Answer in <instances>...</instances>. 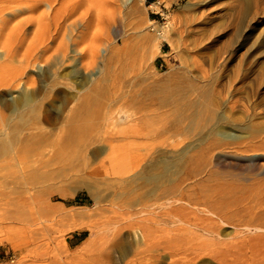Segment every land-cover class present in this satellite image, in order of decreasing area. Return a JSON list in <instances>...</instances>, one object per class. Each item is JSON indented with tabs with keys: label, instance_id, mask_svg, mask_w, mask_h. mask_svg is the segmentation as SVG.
<instances>
[{
	"label": "rangeland",
	"instance_id": "obj_1",
	"mask_svg": "<svg viewBox=\"0 0 264 264\" xmlns=\"http://www.w3.org/2000/svg\"><path fill=\"white\" fill-rule=\"evenodd\" d=\"M92 1L96 5L91 13L92 28L87 40L89 45L91 43L90 47L96 48L93 49L92 60H89L90 65L85 69L81 67L78 61L72 60L69 57L70 55L63 62L57 59L49 64L50 66L55 65L56 70L63 77L60 81L62 85L56 87L57 93H48L41 98L40 92H32L31 96L35 98L33 100L40 101L39 121L47 130L51 129L53 132H58L63 127L61 124L63 125L62 118L64 119L63 115H65L63 114L65 112L64 100L71 101L76 91L82 86L81 84L86 81L88 76L91 78V75H93L92 78L97 76L101 78L102 76L104 77L102 79L105 80L103 85L105 96L103 94H101L102 97L98 95L99 100L111 96L113 99L118 97L124 102L137 103L139 106L144 107L140 114L151 119L155 126L153 129L160 132L162 128L174 125L175 123H172L178 121V117L181 118L185 113L191 114L184 110L188 111L186 109L188 98L194 99V95L191 96L189 91L198 84L199 73L202 71L200 69L211 72H208V74L212 78H217L221 72L225 71V80L228 83L226 94L232 90L230 77L236 69L251 67L254 73L264 70V0H258V4L254 3V6L253 0V2L247 0L250 3V8L248 3L246 4V0H133L135 4L131 3V0H104L106 16L104 34L99 32V19L96 17L100 0ZM98 1L99 7H97ZM82 2L83 0H55L51 9H48L46 4L43 3L42 7L33 13L26 10L22 12L14 21V24L19 21L32 20L40 25L43 28L42 30H44V27L47 29L48 26L47 30L50 31L52 27L54 29L57 23L62 22L65 17L64 14L69 12V9L81 5ZM130 3L132 6H130ZM70 4L72 7L69 6ZM158 29H160L162 37L158 36ZM45 30L43 34H45ZM46 35H43V37L46 38ZM43 37L41 36V41L44 40ZM237 37L239 38L238 43L235 41ZM38 43L39 41L36 44ZM154 43L158 44V48L152 51L150 46ZM103 49L106 50L105 53ZM0 53V56H2V52ZM13 55L15 54L10 55V57H13ZM15 56L18 57V54ZM15 56L13 57L14 60L9 57L7 59V56L0 57V83H7L8 79H11L15 74L16 67L19 70L20 66L18 65L20 64L15 60ZM217 58L220 60L218 61ZM43 69H46L45 65L37 63L33 68L27 69L26 72L29 75H27V78H33L40 85L46 77ZM256 86H258L257 89H260L264 99V78L260 77ZM23 89L22 83L17 87H0V109L5 114L8 115L13 107L12 105L19 101ZM185 116H188V114L183 117L185 118ZM214 121L216 122V120L210 121L212 127H209L208 124L205 129L201 128L203 125L202 120L199 121L202 123L201 125L198 124V120L195 121L196 125L200 127L197 126V128L195 123L192 124L193 126L189 125L187 127L188 129L191 126L195 127L197 132L194 131L195 128H191L192 131H189V133H193L183 137L177 138L174 136L175 138L171 137L172 140L168 137L169 135L166 136L170 133H166L163 137L153 140L151 143L154 145L153 147L157 146L155 147L158 151L157 155L160 157L165 155L164 157L168 159V162L156 171L157 174L155 172L154 174L158 179L163 176V172L166 176L171 175L170 177L177 178L181 174L180 171H182L181 169H183L186 161L192 156H196L199 150H203L200 140L209 133L208 143L211 141V143H214L213 145L216 144L215 146L218 149L215 147L211 154L206 153L205 156L204 151H200L199 154H201L196 156L199 160L198 167L202 170L200 175L202 181L198 179L201 186L203 185L202 187L208 188L212 192L210 194L222 199L220 200L224 207L222 211L227 208L228 211L225 212H228L229 216L233 209L235 211L236 204L239 207L245 204V202L240 201L242 200L240 198L243 192L245 198L247 191H238L236 187L243 185L247 188L246 185L249 183H244L242 179L257 173L260 163H263L264 160H254V162L250 158H241L236 155L235 149L238 148L235 145L249 138L250 133L248 130L235 129L232 126L218 122L216 124ZM187 123V121L183 122L184 126L188 125ZM151 143L139 141L136 143V148L141 147L140 149H143ZM103 148V146L96 145L90 148L92 152H86L77 146L71 145L67 148L68 150L63 148V151H60L61 153L56 154L57 156L55 155L51 160L52 162L47 163L49 165L46 164L44 182H42L36 197L29 199L32 208L29 211L31 219L21 224H15L13 231L9 233L6 228L0 229V264H116V262L131 264L133 256L128 255L124 243L116 244L117 246L111 252L109 260L97 259L100 248L108 243L109 233L99 224L102 220L101 209L104 207L102 201L104 196L103 186L93 175L92 177L89 174V170L98 167V160L95 161L91 157L94 151L101 153L100 158L108 157L107 151ZM50 165L53 166L48 169ZM200 165L203 167L201 168ZM207 176L208 179L205 178ZM259 179L264 180V175H261ZM196 187L198 188V186ZM219 188L220 192L218 191ZM224 189L227 191H224ZM221 190L227 196L234 195L236 191L235 198L238 195L237 199L240 202L237 199L235 200V195L229 197L230 199L225 195L222 196L224 193ZM223 198H226L225 201ZM232 198L238 203L233 201ZM240 203H242L241 206ZM202 216L205 217L204 214ZM97 218H99V221ZM36 219L39 225H35ZM116 219H119L121 224H127L125 216ZM94 223L96 226L94 228L95 236H91L90 230L86 227H94ZM218 225L221 238L229 241L234 236V228L220 223ZM165 226L159 225L157 227L154 239L156 242L154 243L157 244L155 246L159 244L165 250L161 246L154 247L158 248V250H154L160 264H168V260L169 262L171 260L169 255L171 253L173 254V261L175 259L182 261L183 258H192L194 260L193 264H218L216 258H211L214 256L213 251L224 250L229 251L228 254L231 253L229 256L227 254L228 258H225L228 262L234 260L232 261L234 264L236 262H242L238 264H254V262L264 264V245H242L243 247L240 245H238L240 247L237 245H216V241L199 238L197 233H185L186 235H178L175 239L174 237L177 235L174 231L175 226ZM135 230L136 227H133L127 228L123 232L125 233L126 242L130 246L132 245L133 249L136 247V240L133 238ZM158 230H163V233ZM195 234L197 236H194ZM24 237H27L28 240L35 239V243L11 245L6 241V238L22 239ZM71 237L73 239L70 240ZM239 237L241 238V235ZM169 239H172V244L168 241ZM90 245L91 247H89ZM230 247H234V251ZM160 248L163 250V255L160 253L162 251ZM180 249H183L185 254ZM194 251H198L197 253L200 254ZM261 256H263V260Z\"/></svg>",
	"mask_w": 264,
	"mask_h": 264
},
{
	"label": "bare ground",
	"instance_id": "obj_2",
	"mask_svg": "<svg viewBox=\"0 0 264 264\" xmlns=\"http://www.w3.org/2000/svg\"><path fill=\"white\" fill-rule=\"evenodd\" d=\"M54 1L0 0V52H2V56H7V59L13 58L18 54V57L15 56V60L20 64L18 65L20 66L19 70L16 67V72L13 77L11 76L12 78H9L10 80L8 79V82L6 80L7 83H0V87H17L21 83L24 87L23 92L19 96V101L15 105H12L13 107L10 109L11 111L8 115L0 109V229L6 228L9 233L13 231L15 224H21L31 219L29 211L32 208L29 199L36 197V194L40 190L39 188L42 186V182H44V168H46V164L51 163V160L63 148L68 150V147L74 145L86 152H92L90 148L100 145L107 151L108 157L100 158L101 153L94 151L91 157L95 161L98 160V167L90 169L89 174L91 176L93 175L103 186L104 196L102 201L104 207H102L103 209L100 208L102 211H100L102 220H100L101 223L99 222V224L109 233V240L107 245L98 251V260H109L111 252L118 245L117 243H124L128 255L133 256L131 264H160L154 250H158V248L154 247L161 246L159 244L155 246L157 244L154 241L155 233L159 225H162V227L163 225L175 226L174 231L177 234H173L175 235V237L173 236L175 239H177L176 237L178 235L183 236L185 233H197L199 238L201 237L204 240H211L213 242L216 241V245H264V180L259 179L261 175H264V162L260 163L261 167L259 166L257 173L242 179L244 183H249L246 185L247 188L243 185L236 187L238 191H247V196L245 195L244 198L243 195L245 193L243 192L240 198L242 199L240 201L245 202V204L242 205L240 203L239 205H242L241 207L236 204L235 211L233 209L231 215L228 216V212H225L226 210L228 211L227 208H225V211H222L224 208L220 201L222 199H218L214 194H210L211 191L208 188L202 187L203 185L201 186L199 182L201 180L200 175L202 170L198 167L199 160H197L196 156L200 151H204V156L206 153L211 154L216 147V144L213 145L214 143H211V141L208 143L207 139L210 136L208 132L200 140L201 146L203 145V150H199L197 155L195 152L196 156H192L186 161L183 169H181L182 171H180L181 174L175 179L170 177V174H168L170 176L164 175V172L163 176L159 175L161 177L160 179L156 177V171L161 169L162 165L168 162V159L164 157L165 155L163 157L158 156V151L155 149L157 146L153 147L154 145L151 143L153 140L163 137L166 133H170L166 134V136L169 135L168 137L170 139L174 136L178 138L189 135L191 133L189 131H192L190 129L195 128L192 127L194 123L196 127L203 123L201 127L203 129L208 124L209 127H212L210 123L212 120H216L220 124H226L235 129H246L250 133L246 141H239L240 144L235 145L238 148L235 149L238 157H247L251 161L264 160V99L262 98L260 89H257L258 86H256L257 80L260 77L264 78V70L254 73L251 67L247 69H236L232 72V76H229L232 90L230 89L231 91L226 94L228 83L225 80V71L221 72L217 78H212L208 74L209 71L200 69L202 71H199L200 77L197 82L198 84L196 83L197 85L189 91L191 96L194 95V99L188 98L186 107L188 111L184 110L191 114L185 113L188 114L185 118L183 117L185 114L181 118L178 117L179 120L172 123H175L174 125L164 128L161 127L160 132L157 129H153L155 126L151 119L140 114L144 110V107L139 106L137 103L124 102L120 98L118 99V97L113 99L111 96L99 100L98 95L101 96L103 94L105 96L103 93L105 80L102 79L104 78L102 76L99 78L96 75V78H92L93 75H91V78L88 76L86 81L81 84L82 86L79 87L80 89L76 91L73 98H70L71 101H63L65 111L63 112L65 114L63 115L64 119L62 118L63 125L61 124L63 127L60 128L61 130H57L58 132L54 131L56 132L54 133L53 130H47L41 125L39 121L41 110L40 101L33 100L35 98H32V92H40L39 95L41 94V98L42 96L45 97L48 93L56 94V87L60 84L62 85L60 81L63 77L58 73L55 65L50 66L49 64L55 62L57 59L63 62L70 55L69 57L72 60L78 61L81 67L86 69L93 58V49L96 48L90 47L91 43L89 45L87 40L92 28L91 13L96 5H94L92 0H83L81 5L79 4L77 7L69 9V12L64 14L65 17L62 22L57 23L54 29L52 27L48 31V26L47 29L44 27V30L46 29L45 34H43V28L32 20L19 21L14 24V21L25 10L33 13L42 7L43 3L46 4L48 9H51ZM253 1L250 0L254 6V3L256 4L258 0ZM132 2L133 0H131ZM245 2L246 4L248 3L250 8V3L247 0ZM131 3L130 6H132ZM133 4L135 3L133 2ZM97 7H99V1ZM247 9L246 11H248ZM96 17L99 19V32L104 34L106 22L104 0H100V7ZM158 30V36L162 37L160 29ZM43 35H46V38ZM41 36L44 39L42 41ZM238 39L237 37L235 40L237 43ZM37 41H39L38 44H36ZM150 47L153 51L158 48V44L154 43ZM103 51L104 53L106 52L105 49ZM20 52L21 54H19ZM12 54L15 55L10 57ZM11 60H14V58ZM37 63L39 65L43 64L46 67V69H43L46 77L44 81H41L40 85L33 78H27L28 74L26 72L27 69L30 67L33 68ZM72 88L71 90H73ZM197 120L198 122L202 120V123L197 122L199 125H196L195 121ZM186 121L188 125L184 126L183 122ZM189 125L192 126L188 129L187 126ZM194 131H196V128ZM139 141L151 144L146 145L143 149H140L141 147L136 148V143ZM52 166L50 165L48 169ZM47 174L48 172L46 176ZM205 178L208 179V176ZM218 191L220 192V188ZM224 191L227 190L224 189ZM224 191L221 190L224 193L222 196L226 194ZM234 195L231 196L235 198L236 191ZM231 196L227 197L229 198ZM235 200L233 199V201ZM237 200L239 201V199ZM235 202L238 203L237 201ZM198 214H204L205 217H201ZM119 215L122 218L123 216L126 217L127 224H121L119 219H116L120 217ZM99 218H97L98 221ZM37 221L36 219L35 225H39ZM219 223L234 228V236L229 241L221 238L218 229ZM93 225L94 227H86L90 230L91 236L95 234V223ZM133 227H136L133 236L134 240H136V247L134 249L132 245L130 246L126 242L125 233H123L125 229ZM170 229L172 228L170 227ZM170 229L169 231H171ZM240 235L241 238L239 237ZM194 236L197 235L195 234ZM172 239L168 240L171 244L173 242ZM6 241L11 245L35 243V239L28 240L27 237L22 239L6 238ZM165 241L167 242V240ZM170 246L168 247L170 248ZM83 247L85 246L83 245ZM234 247L230 248L233 249ZM162 249L160 248V250ZM163 250L159 252L162 253ZM180 250L183 251V249ZM205 250L203 251L204 253ZM244 250L246 251V249ZM183 252L185 254V251ZM213 252L214 256L211 258H216L218 264H234L232 262L234 260L228 262L225 259L231 254H228L229 251ZM184 254L182 253L183 256ZM169 255L171 256L170 262L165 257L168 260V264H193L194 261L192 258H183L182 261L175 259L173 261V254L171 253ZM262 258L263 256H261ZM238 261L240 260L238 259ZM238 263L242 262H236V264ZM116 264H120V262H116Z\"/></svg>",
	"mask_w": 264,
	"mask_h": 264
},
{
	"label": "crops",
	"instance_id": "obj_3",
	"mask_svg": "<svg viewBox=\"0 0 264 264\" xmlns=\"http://www.w3.org/2000/svg\"><path fill=\"white\" fill-rule=\"evenodd\" d=\"M73 239V237L70 238V240ZM76 246V245H75Z\"/></svg>",
	"mask_w": 264,
	"mask_h": 264
}]
</instances>
